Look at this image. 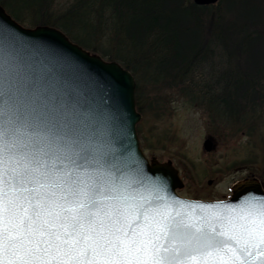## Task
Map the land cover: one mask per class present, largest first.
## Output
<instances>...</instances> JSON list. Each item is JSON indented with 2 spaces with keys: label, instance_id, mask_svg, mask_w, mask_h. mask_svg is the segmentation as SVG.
<instances>
[{
  "label": "water",
  "instance_id": "obj_1",
  "mask_svg": "<svg viewBox=\"0 0 264 264\" xmlns=\"http://www.w3.org/2000/svg\"><path fill=\"white\" fill-rule=\"evenodd\" d=\"M135 86L0 5V264H264L259 179L225 199L181 195L172 161L140 146Z\"/></svg>",
  "mask_w": 264,
  "mask_h": 264
},
{
  "label": "trees",
  "instance_id": "obj_2",
  "mask_svg": "<svg viewBox=\"0 0 264 264\" xmlns=\"http://www.w3.org/2000/svg\"><path fill=\"white\" fill-rule=\"evenodd\" d=\"M256 2L264 5V0ZM245 3L0 0L15 20L28 14L35 25L58 22L80 46L123 56L129 70L154 69L162 81L175 80L191 101L204 104L215 116L264 132V8L256 20L249 19L243 15ZM104 38L111 49L103 46Z\"/></svg>",
  "mask_w": 264,
  "mask_h": 264
},
{
  "label": "rangeland",
  "instance_id": "obj_3",
  "mask_svg": "<svg viewBox=\"0 0 264 264\" xmlns=\"http://www.w3.org/2000/svg\"><path fill=\"white\" fill-rule=\"evenodd\" d=\"M245 1L247 15L244 13V17L256 20L264 5L258 4L256 0ZM27 15L20 16L22 21L18 23L25 27L36 26L31 21L32 15ZM52 24H56L53 27L64 33L62 27H58V22ZM102 44L106 49H111L108 39L104 38ZM86 50L98 54L104 60H113L122 67L125 66L126 59L123 56L119 58L107 52L103 54L100 48L94 51L89 47ZM118 52L123 54L121 50ZM131 68L128 70L136 82V109L140 113V119L136 123L140 146L149 158L154 156L159 161H172L183 182V186L178 189L181 195L220 200L229 197L231 186L243 178L256 177L262 184V130L250 131L245 122L243 127L241 122L233 124L229 119L215 116L204 104L191 101L181 86L176 85L175 80L174 83L162 81L154 69L142 66H136L134 70ZM204 74L206 71L202 75ZM246 117L250 125V115ZM245 130L250 134L246 135ZM205 138H210L213 143L209 151L203 147ZM260 175L263 176L262 179Z\"/></svg>",
  "mask_w": 264,
  "mask_h": 264
}]
</instances>
